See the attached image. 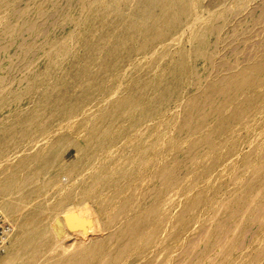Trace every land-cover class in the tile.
<instances>
[{
    "label": "rangeland",
    "instance_id": "374dc122",
    "mask_svg": "<svg viewBox=\"0 0 264 264\" xmlns=\"http://www.w3.org/2000/svg\"><path fill=\"white\" fill-rule=\"evenodd\" d=\"M191 1L188 18L157 31L167 32L165 42L158 33L139 52L133 27L147 25L154 10L133 9L147 0H0V187H19L15 169L39 143L66 142L40 191L0 195V212L15 228L0 264L81 259L90 244L99 252L90 264H264V70L253 69L264 61V0ZM182 50L192 60L169 77ZM240 72L257 81L245 109L215 90ZM166 77L177 94L162 102ZM150 97L158 105L142 124L137 111L116 108L140 98L146 109ZM194 100L210 123L198 133L187 110ZM106 118L117 124L94 154L91 124ZM162 169L174 180L168 188L156 176ZM134 217L143 218L140 236L114 260ZM38 233L34 252L27 239Z\"/></svg>",
    "mask_w": 264,
    "mask_h": 264
},
{
    "label": "bare ground",
    "instance_id": "6f19581e",
    "mask_svg": "<svg viewBox=\"0 0 264 264\" xmlns=\"http://www.w3.org/2000/svg\"><path fill=\"white\" fill-rule=\"evenodd\" d=\"M147 3H148L147 8L145 7L144 9H141L138 5H135V8L133 9V12L134 11L137 12V13L138 12H143L144 14H148V12H150V11H148L149 8H152L154 10L151 14L147 15L148 16L147 17V20H146L147 21V25L144 24V25H138V26L133 27L134 30H135V32H138L141 35V40L140 41L138 40V43H137V49H138L139 52H142V51L146 50L149 46H151L152 43H154L157 40L156 39V35L158 33H159V39L158 40L165 42L168 39L167 32H162L161 33V31L160 32H157V31L158 30H161V29H163V30H165V29H167V30L175 29L177 27L178 22L184 16L188 15L189 12L191 13V11H192L191 6L193 4L191 0H158V1L157 0H147ZM190 9H191V11H190ZM105 20H103V21L105 22ZM103 21H102V24H103ZM113 21H115V20H113ZM121 22H122V20H121ZM107 23H108V20H107ZM114 23L116 25H118V27H119V25H120L119 23L120 22L119 23L118 22H114ZM125 23H127V21L126 22L125 21L123 22V24H125ZM181 23H182V21H181ZM107 25L110 26L109 24H107ZM108 26H106V27H108ZM121 26H122V24L120 25V27ZM125 27H124V29H125ZM119 30H120V28H119ZM126 30H127V27H126ZM130 30H133V29L130 28ZM117 31L114 30L113 33L114 32H117ZM116 35L118 37H121L117 33H116ZM113 40H111V41H113ZM171 42H174V41L172 40ZM100 45H99V47H100ZM92 51H94V50H92ZM102 51H103V49H102ZM99 53H101V52H99ZM94 56L96 57V55H94ZM189 56H190V53H187L186 51H183V50L180 51L178 53V59H177L175 65H174V67H173V69H172V71L170 73V76H169V74H167V75L169 77H178L182 73L183 66H184V64L186 62L187 57H189ZM191 56H192V54H191ZM90 61H93V60L90 59ZM187 64L188 63H186V65ZM253 69L256 72L263 71L264 70V61H260L259 63L255 64L253 66ZM166 79H167V77H166ZM169 81L170 80L167 79V82L168 83H167L166 91L163 92V94L160 93L161 96L159 94L160 99L162 100V102H163V100H165V97H166L165 95L167 93H168V95H173V96L177 94V92H176V89L177 88H175V86L173 85L174 83L172 82V84H171L170 83L171 81L170 82ZM256 86H257V81L256 80H254L253 78L247 76L245 73L240 72L238 74H235V75L230 76L229 79L226 81V83L223 84L218 89H215V87H213V86H211V87L213 88V90L215 89L219 94L225 96L227 98V102L229 104L234 105L235 107L240 108V109H245V108L249 107L253 103V101H254V94L252 93V90L254 88H256ZM178 87L180 88V86H178ZM211 87L209 86L210 89H211ZM211 92H213V91H211ZM213 93H211V94H213ZM208 95H209V93H208ZM208 95H206L205 97H207ZM86 96H88V95H86ZM171 97L172 96H170L169 99ZM156 98H154V99L151 98L152 101L149 103V107L147 106L148 108H146V109L141 108V106L139 107L140 98H132L130 100H125V99L124 100H121L119 102V104L117 105L116 108H117V110L123 111V112H126V113H132L134 111L135 112L137 111L136 113H138V115H139V122L142 124V122H145L150 117H153L152 114H153L154 111H156V106L158 105L157 100H155ZM166 98L168 99V97H166ZM83 99H85V97ZM209 99H210V97H209ZM169 101L170 100H168V101L166 100V102H169ZM146 102H147V100H146ZM160 102L161 101H159V103ZM205 107H207V106H205ZM68 110H69V108H68ZM187 110L189 111V113H188L189 114V118L196 116V124H195V128L193 130L195 133H198V132H200V131H202V130H204V129H206L208 127V125L210 124L209 121H208V116L207 115L205 116L204 114L201 113V112H203V109L200 112V109H199L198 101L197 100L191 101L188 104V109ZM70 114H74L73 109H72V111H70ZM155 114H156V112H155ZM217 114H221L222 115L223 114L222 113V109H220L219 111H217ZM194 121H195V119H194ZM225 122H226V117H224L222 120H219L218 123L214 127L215 132H217V133L222 132V129H223L224 125H225ZM186 123H187V121H185L180 126V129L186 128V126L188 124V123L187 124ZM116 124H117V121L114 118H106V119H103V120L97 119L95 121V123L93 122L91 124V129H92L93 135L95 137V140L92 143L93 148H94V154H96L99 150H101L102 148H104V146H105L104 138L111 133L112 128ZM27 126H28V129H30L31 126H32V121H29ZM186 130H188V128ZM28 133L29 132L27 131V132H23L21 134V140L22 141H24V140H26L28 138V136H29ZM120 138H121V136H115V137L111 138V140L109 142L112 143V144H114V143L118 142L120 140ZM208 143H209V138L207 137V138H205L203 140H197V141L195 140L194 141V146L195 147H198V146H201V145H207ZM65 145H66V142H65L64 139H62L60 141H57L55 143L49 144V145L44 144V142L43 143H39V146H38L39 148L37 149V151H35V153L32 156V158H30V159H22L20 161V163L18 164V166L16 167V169H15V172H14L13 175H14V178L15 177L16 178L19 177V179L21 181L19 187H16V185H14L12 183L11 184L10 183L9 184L6 183L5 185L2 184L3 186L0 187V189H1L0 195H6V194H10V193H15L17 195V197H21V196H23V195H25V194H27L28 192H31V191H33V192L40 191L43 188V185L41 184L40 178L43 175H45V173L48 172V170L50 169V167L54 163V160H55L56 155L59 154V152L64 148ZM55 163H56V160H55ZM156 176H157V178H161L163 180L164 187H166V188H168V187H170V186H172L174 184V180L172 179V177H169L170 175H169L168 169H162ZM50 178H51L50 180L52 181L54 177H50ZM96 181H97V177H94L93 180H92V183L89 186V188H91L92 185ZM60 182H59V184H61ZM105 186L108 187V188L110 187L109 184H107ZM79 188L77 187V189H79ZM75 193L76 192L74 191L71 194H69L64 199L65 202L72 201L73 200L72 199L73 196H76V195H74ZM17 201H18V199L16 201L11 202V203H6L4 209H6V210L7 209H10L12 206H14L17 203ZM72 203H74V202H72ZM76 204H78V202H76ZM142 222H143V218H141V217H134L133 219H131L130 221H128L125 224L126 227L124 228V231H123V234H122V244L119 247V249L115 252V254L113 255V259L114 260L119 259L125 253H127L129 247L131 245H133L134 242L139 238V236H140V227L142 225ZM38 237H40V233H38L36 235H33V236H30L27 239V243H28L27 247L30 250L34 251V252L39 249V247H38ZM96 249H97L96 248V245L94 246V245H91L90 244V245L85 246L84 249H83V251H82V253H81V255H82L81 259L85 263L89 259L91 261V258L92 257L95 258L94 256L97 255L96 254V251H97ZM98 255H99V252H98ZM98 255H97V257H98ZM79 259L77 258L76 260L56 261V262L49 263V264H81V262L79 261ZM93 260L94 259H92V261ZM90 263L91 262H89V264Z\"/></svg>",
    "mask_w": 264,
    "mask_h": 264
},
{
    "label": "built area",
    "instance_id": "2783aa9c",
    "mask_svg": "<svg viewBox=\"0 0 264 264\" xmlns=\"http://www.w3.org/2000/svg\"><path fill=\"white\" fill-rule=\"evenodd\" d=\"M14 234V226L0 212V255L6 252Z\"/></svg>",
    "mask_w": 264,
    "mask_h": 264
}]
</instances>
